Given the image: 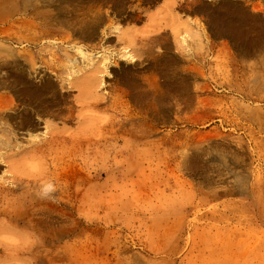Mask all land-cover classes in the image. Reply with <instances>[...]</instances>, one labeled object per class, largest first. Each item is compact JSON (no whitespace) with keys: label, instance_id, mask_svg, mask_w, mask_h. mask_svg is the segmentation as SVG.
Wrapping results in <instances>:
<instances>
[{"label":"rangeland","instance_id":"rangeland-1","mask_svg":"<svg viewBox=\"0 0 264 264\" xmlns=\"http://www.w3.org/2000/svg\"><path fill=\"white\" fill-rule=\"evenodd\" d=\"M78 47L92 91L62 86ZM15 74L52 83L24 151L73 138L1 148L0 264H264V7L0 0V127L33 110Z\"/></svg>","mask_w":264,"mask_h":264},{"label":"bare ground","instance_id":"bare-ground-1","mask_svg":"<svg viewBox=\"0 0 264 264\" xmlns=\"http://www.w3.org/2000/svg\"><path fill=\"white\" fill-rule=\"evenodd\" d=\"M20 3H22V1ZM22 5H23V3L21 4L20 7H22ZM20 7L18 6V8H20ZM94 26L95 25H88V26L84 25L83 28L81 27L82 29L79 31V33L84 35V36H89L90 33L88 31H91ZM76 51L79 54V57H72V58L70 57L69 58L68 62H69V67H70V73L68 74V77H66L63 80L62 86H63V88L67 87V89H68V87L73 86L75 83V80H77L82 84V86L85 89H87L88 91L89 90L92 91L93 86H94L93 80L97 79V75L99 73L98 71L94 70L95 69V63H96V57L95 56H92V57L89 56V54L85 52V49H83L81 47H78L76 49ZM125 59H132V58L130 55H126ZM32 60L34 61V58ZM11 64H13V63H11ZM14 64H16V63H14ZM105 65H106V63H105ZM78 66H81L82 68H78ZM12 78H13L14 84L16 86H18L20 84L23 85V87H20L18 89V92H20L19 97L21 94H23L22 95L23 100L30 102L29 106H31L33 108V110H31L30 108H27V110H26L27 113L24 116H22V117L16 116L14 119L19 118L20 120L15 121V123L12 125V127L10 124H8V125L2 124V127H0V150L3 147V149L5 148L6 151L8 150L10 152H13L14 154H18V156L21 155L20 153H24L27 157H30L31 155H34L37 152H41L47 146L49 148H53L54 146H59L63 151H66V149H68V147H69V145H68L69 140H71L73 138V135L67 136L66 133L58 131V130L57 131L53 130L48 135H47V131H45L44 136H32L31 139H29V140H31V143L30 142L29 143L33 144L32 145V146H34L33 149L29 150V151H24V145H26V144H23L22 142L19 141V139L17 137V132L15 131V128L18 126L24 127V128L28 127L30 129L37 128L38 121H40V119H41L39 116H41L42 114H45L48 107H49L48 99H46L48 94H45L44 92L48 93L51 90L52 83L48 82L44 86L39 87V86L32 84V83H27V82H25L26 84L23 83L24 79H23L21 74H15L12 76ZM8 81H9V79H7L5 83H7ZM3 100H5V99H3ZM0 102H1V100H0ZM4 103H6V101H4ZM31 103H33V105H31ZM3 126H4V128H3ZM76 137H77V135L74 136V138H76ZM45 139H47V140H45ZM2 150L0 151V164L1 163L3 164L5 162L7 164L8 163L7 158L5 157V153ZM61 166H62V164L60 165V167ZM70 167L72 168V165ZM64 169L66 171L67 168H64ZM73 169H72V171H73ZM76 172H77V170H76ZM64 174L66 177L65 172H64ZM64 174H62V175H64ZM72 174H73V172H72ZM68 177H69V175H68ZM70 177H71V175H70ZM13 178H14L13 184L15 185L14 186L15 190L16 189H23L24 186L27 188L35 186V185L32 186V183L29 180L24 181L23 179L15 176V175ZM67 182H68V180H67ZM72 182H73V180H72ZM8 188H9V186H8ZM9 190H11V189H9ZM42 211H44V210H42ZM45 212H46V210H45ZM48 212H49V210H48ZM48 212H46V213H48Z\"/></svg>","mask_w":264,"mask_h":264},{"label":"crops","instance_id":"crops-1","mask_svg":"<svg viewBox=\"0 0 264 264\" xmlns=\"http://www.w3.org/2000/svg\"><path fill=\"white\" fill-rule=\"evenodd\" d=\"M245 1H248L256 6L258 5L264 7V0H245Z\"/></svg>","mask_w":264,"mask_h":264},{"label":"clouds","instance_id":"clouds-1","mask_svg":"<svg viewBox=\"0 0 264 264\" xmlns=\"http://www.w3.org/2000/svg\"><path fill=\"white\" fill-rule=\"evenodd\" d=\"M46 191H54L53 187L51 185H49L46 189Z\"/></svg>","mask_w":264,"mask_h":264}]
</instances>
